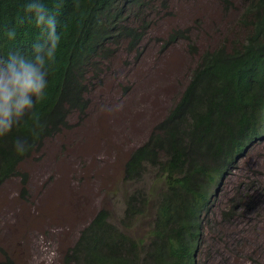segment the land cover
<instances>
[{"label": "trees", "instance_id": "trees-1", "mask_svg": "<svg viewBox=\"0 0 264 264\" xmlns=\"http://www.w3.org/2000/svg\"><path fill=\"white\" fill-rule=\"evenodd\" d=\"M158 1L166 12L171 0H62L59 8L46 0L57 14L62 41L46 98L38 106L44 128L38 138L31 137L29 119L0 139V187L18 176L25 193L26 176L18 167L66 129L73 113H85L87 69L97 79L93 61L109 50L107 44L126 41L136 49L151 26L146 14ZM218 1L223 14L235 13L230 33L199 57L165 118L124 164L125 182H139L145 166L156 169L157 193L128 197L122 230L100 211L67 251L65 264H196L215 193L247 152L264 141V0ZM22 3L0 0V56L26 51L37 38L30 26L20 29L14 42L6 37ZM188 39V30H173L164 48ZM16 137H28L34 148L16 155ZM145 216H151L147 236L134 239L124 233ZM0 253L2 264H14Z\"/></svg>", "mask_w": 264, "mask_h": 264}, {"label": "rangeland", "instance_id": "rangeland-1", "mask_svg": "<svg viewBox=\"0 0 264 264\" xmlns=\"http://www.w3.org/2000/svg\"><path fill=\"white\" fill-rule=\"evenodd\" d=\"M146 16L151 26L136 49L107 44L93 61L97 79L87 69L85 113H73L66 129L18 167L25 193L18 176L0 187V251L14 264H65L100 211L122 230L128 197L161 186L149 166L139 182H125L124 164L165 118L199 57L230 33L235 13L223 14L218 0H171L166 12L158 1ZM178 29L189 39L164 48ZM150 224L151 216L137 218L124 233L145 237ZM203 225L196 264H264V141L220 184Z\"/></svg>", "mask_w": 264, "mask_h": 264}, {"label": "clouds", "instance_id": "clouds-1", "mask_svg": "<svg viewBox=\"0 0 264 264\" xmlns=\"http://www.w3.org/2000/svg\"><path fill=\"white\" fill-rule=\"evenodd\" d=\"M62 0H54L59 8ZM46 0H23L18 15L6 29L9 41H16L19 30L30 26L38 33L26 51L9 50L0 56V139L29 119L31 137L38 138L44 125L37 115L38 106L46 98L53 66L61 46L57 14ZM28 137H16L12 149L24 156L34 148Z\"/></svg>", "mask_w": 264, "mask_h": 264}]
</instances>
